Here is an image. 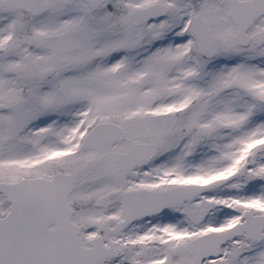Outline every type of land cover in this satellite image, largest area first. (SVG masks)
<instances>
[{
    "label": "snow or ice",
    "instance_id": "snow-or-ice-1",
    "mask_svg": "<svg viewBox=\"0 0 264 264\" xmlns=\"http://www.w3.org/2000/svg\"><path fill=\"white\" fill-rule=\"evenodd\" d=\"M0 264H264V0H0Z\"/></svg>",
    "mask_w": 264,
    "mask_h": 264
}]
</instances>
